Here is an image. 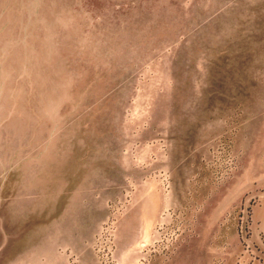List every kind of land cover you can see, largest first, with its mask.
I'll list each match as a JSON object with an SVG mask.
<instances>
[{
  "label": "rangeland",
  "instance_id": "obj_1",
  "mask_svg": "<svg viewBox=\"0 0 264 264\" xmlns=\"http://www.w3.org/2000/svg\"><path fill=\"white\" fill-rule=\"evenodd\" d=\"M67 188L85 264H264V0H0V264Z\"/></svg>",
  "mask_w": 264,
  "mask_h": 264
},
{
  "label": "crops",
  "instance_id": "obj_2",
  "mask_svg": "<svg viewBox=\"0 0 264 264\" xmlns=\"http://www.w3.org/2000/svg\"><path fill=\"white\" fill-rule=\"evenodd\" d=\"M84 192L73 188L61 191L60 196L66 202L62 203L58 221L52 222L45 210L39 211L38 219L33 223L29 220L27 250L22 256L17 250L19 254L13 256L11 264H85L84 254L90 249L91 239L85 238L84 233L87 231L92 235L99 230L102 208L99 191L95 194L93 189L89 194ZM160 208L159 203L155 205L147 197H134L127 205L119 229H128L129 223L125 222L130 220L133 235L135 229L141 232L147 226L149 216L157 218ZM253 219L254 225L264 232V213L257 211ZM92 264H95L94 259Z\"/></svg>",
  "mask_w": 264,
  "mask_h": 264
}]
</instances>
